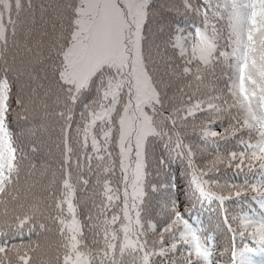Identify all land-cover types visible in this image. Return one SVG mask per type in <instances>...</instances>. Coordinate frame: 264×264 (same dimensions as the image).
<instances>
[{
	"label": "snow or ice",
	"instance_id": "6c2138e0",
	"mask_svg": "<svg viewBox=\"0 0 264 264\" xmlns=\"http://www.w3.org/2000/svg\"><path fill=\"white\" fill-rule=\"evenodd\" d=\"M0 264H264V0H0Z\"/></svg>",
	"mask_w": 264,
	"mask_h": 264
}]
</instances>
